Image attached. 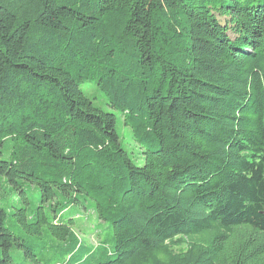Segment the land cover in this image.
<instances>
[{
    "label": "trees",
    "instance_id": "1",
    "mask_svg": "<svg viewBox=\"0 0 264 264\" xmlns=\"http://www.w3.org/2000/svg\"><path fill=\"white\" fill-rule=\"evenodd\" d=\"M7 143L0 194L25 205H0V264H264V0H0Z\"/></svg>",
    "mask_w": 264,
    "mask_h": 264
},
{
    "label": "rangeland",
    "instance_id": "2",
    "mask_svg": "<svg viewBox=\"0 0 264 264\" xmlns=\"http://www.w3.org/2000/svg\"><path fill=\"white\" fill-rule=\"evenodd\" d=\"M82 89L86 93V95L93 100L94 104L97 107L107 112H114L117 115V131L120 135L123 148L129 153L130 157L137 165L143 166L145 161L142 150L134 140L131 128L125 124L123 116L119 112L114 111L108 105L107 98L97 86H94L90 83H82ZM1 152L3 153L1 154ZM10 154L11 144L7 143L5 148L0 147V158L7 159L9 158ZM24 185V188L30 194V204H28L27 207L31 211H33L35 207L38 206L40 201L39 191H34L33 188L35 186L31 185L30 183H25ZM0 205L7 211H11L15 210L14 206H21L25 204L21 195L16 192L15 189H11L7 185H5L4 190L0 194ZM69 209L73 215L72 217L76 219L74 228L80 239L85 240L91 244H96V236L93 231L95 225L97 224V219L93 211L82 210L78 205L75 204H71L69 206ZM7 224L12 228L14 233L20 235L21 237L27 238V236H29L25 233V230L16 229L15 227H13L10 218L8 219ZM12 254L13 262L11 264H36L26 255L25 251L22 248H18L16 245L12 250ZM43 264L47 263L44 262Z\"/></svg>",
    "mask_w": 264,
    "mask_h": 264
}]
</instances>
